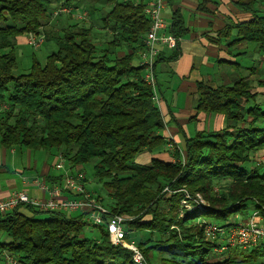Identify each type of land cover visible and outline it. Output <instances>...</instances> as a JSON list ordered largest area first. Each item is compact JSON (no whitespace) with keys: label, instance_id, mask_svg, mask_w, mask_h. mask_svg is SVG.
<instances>
[{"label":"trees","instance_id":"1","mask_svg":"<svg viewBox=\"0 0 264 264\" xmlns=\"http://www.w3.org/2000/svg\"><path fill=\"white\" fill-rule=\"evenodd\" d=\"M89 1V16L98 13L100 29L111 36L107 44H96L93 26L61 23L59 6L72 13L80 0H0V145L62 152L70 168L94 163V177L104 182L113 200L109 213L130 219L125 239L133 231L145 233L137 247L148 264H264V242L218 254L220 245L203 235L204 221L227 228L231 217L264 207V168L245 164L250 152L264 148V106L249 104L258 95L251 93L248 79L239 76L231 86L215 89L197 83L196 109L223 115L224 129L185 139L184 157L175 151L173 163L139 165L137 156L161 151L166 144L159 134L165 124L153 89L143 79L145 68L132 63L136 52L144 50L150 28L145 3ZM236 7L253 18L235 26L239 39L234 42L253 43L262 52L264 0H238ZM40 30L43 44L52 43L55 51L44 64L33 60L27 73H16L15 39ZM168 32L177 43L167 59L162 50L154 65L158 95L156 66L178 57L179 42L188 32L179 11L172 12ZM127 46L131 52L118 55ZM248 71L257 69L252 65ZM223 181L230 182L229 192L216 198L214 184ZM165 188L173 194L166 196ZM182 188L203 195L210 206L205 212L183 209L184 196L176 193ZM41 213L20 206L0 218V232L8 239L0 243V264H7L5 254L15 264H134L131 252L112 245L103 228H98V239L82 237L84 215L35 216Z\"/></svg>","mask_w":264,"mask_h":264},{"label":"crops","instance_id":"2","mask_svg":"<svg viewBox=\"0 0 264 264\" xmlns=\"http://www.w3.org/2000/svg\"><path fill=\"white\" fill-rule=\"evenodd\" d=\"M148 1L150 0H143L144 3ZM201 1L174 0L171 4L165 3L162 9L161 16L168 28L172 12L179 11L188 32L179 42L178 57L156 66L161 99L159 111L165 124L159 134L166 144L161 151L144 152L137 156L135 161L139 165H149L152 160L173 163L176 160L175 151H178L181 158L184 157L185 139L192 138L197 133H216L224 129L223 115L196 109L197 83L211 89L231 86L242 74L252 75L248 69L254 65L257 69L254 74L260 78L255 79L256 87L251 86V93L258 96L249 104L261 103L264 106V98H261L264 97V50L258 53L256 64L242 66L237 60L248 50V42H234L239 39L236 37L235 26L251 21L253 16L236 7L238 0H209L205 4H201ZM258 7L256 9L262 11V6ZM171 54V51L165 50L164 57L167 59ZM142 64L143 62H139L135 66ZM24 150L27 149H6L0 146V200L7 198L12 192L22 190L33 198L47 200L49 192L36 187L34 180H45L50 186L61 176V172L54 167L56 161L53 155L41 151L29 153V150L27 153ZM21 160L25 163H21ZM249 216H243V219ZM240 218L236 217L237 220Z\"/></svg>","mask_w":264,"mask_h":264},{"label":"built area","instance_id":"3","mask_svg":"<svg viewBox=\"0 0 264 264\" xmlns=\"http://www.w3.org/2000/svg\"><path fill=\"white\" fill-rule=\"evenodd\" d=\"M165 3L164 0H150L145 3L144 13L150 21V28L143 40L144 51L141 54L142 66L145 68L144 81L153 89V101L157 104L161 99L156 91V81L154 76V65L162 50L173 51L176 49L177 40L168 32V27L163 20L161 13ZM44 37L35 34L30 37L28 45L39 47L43 44ZM62 161V157L57 156ZM254 166L264 168V157L255 161ZM58 171L63 170L62 162L54 165ZM77 171L76 174L64 172L50 186L45 180H34V184L40 190L49 192V198L38 199L28 195L24 190L12 192L7 198L0 200V218L6 217L20 206H31L43 213H63L66 216L79 213L87 217V221L93 223L94 227L103 228L109 235L112 245L122 247L131 252L134 264H148L138 247L127 241L128 235L126 219L120 215H111L107 209L100 205L98 199L85 190V176ZM167 191V189H165ZM169 192V191H168ZM167 192V193H168ZM170 193V192H169ZM188 194L185 198L188 200ZM187 211L195 207L192 203L185 202ZM259 220L264 221V207L257 209L242 221H238L232 226L222 228L219 225L204 221L203 235L208 242H217L220 246L215 250L220 254L228 248L249 249L254 248L259 243L264 242V227L259 225ZM7 264H15L9 256L4 257Z\"/></svg>","mask_w":264,"mask_h":264},{"label":"rangeland","instance_id":"4","mask_svg":"<svg viewBox=\"0 0 264 264\" xmlns=\"http://www.w3.org/2000/svg\"><path fill=\"white\" fill-rule=\"evenodd\" d=\"M80 1L83 2V3H81L80 8L78 10L72 12V13H70V8L68 6H61V7L59 6V8L62 10V13H59V12H61V10H59V11H57V15L60 19H62L63 22H61V23H64V26L67 25V23H69V22H72V23L76 22L79 26H84V27L93 26L92 34H93V36L96 35L95 36L96 38L94 37L95 38L94 41L96 42V44L97 45L98 44L102 45L101 43L107 44L108 41L111 40V36L106 35V33L103 32L104 30L100 29V23H99V17L100 16L98 15V13H95L92 16H89L88 8L90 7V1L89 0H80ZM61 3H63V1ZM96 6H98V5H96ZM105 9L108 10L107 7H105ZM52 20L53 19H51V21ZM67 20H68V22H66ZM50 23H51L50 25L53 27L54 24L52 22H50ZM56 30H58V27L56 28ZM35 34L36 35L40 34L41 36L44 37L42 30H40L39 33L25 34L22 36H18L15 39L16 44L14 46V51H15L17 64H18V70L16 73H19V72L27 73L32 66L33 60L38 61L40 64H44L47 56L50 53L54 52L56 49L52 43H44L42 46L34 47V48L29 46L27 43H28L30 37L35 35ZM143 51L142 52H138V51L136 52V54L133 58V62H132L133 65H139V62H141V63L143 62V60L141 59V57H142L141 54L143 53ZM128 52L129 53L131 52L128 50V46L124 47L123 50L120 49L118 51V53H120V54H126ZM257 55H258V51H257L256 45L253 43H248V50L245 51V54H243V57L238 58L237 62L240 63L242 66H250L252 64H256L257 63ZM242 76H243V74H242ZM245 76L248 79V82L250 83L249 84L250 89H251V86L256 87L254 85L255 84L254 81H255V79H258L260 77H256V74L248 75L247 73ZM253 76H254V78H253ZM250 78H252V81ZM262 82H264V78H263ZM262 86H264V84ZM261 98L263 99L264 97H261ZM160 103H161V101H160ZM160 103L157 104L158 108H159ZM263 103H264V101H263ZM24 151L27 152V150H24ZM6 153H7V151H6ZM29 153H32V151H30ZM34 154H35V152H34ZM43 155H45V154H43ZM57 156L62 157V161ZM53 157H54V160L56 161L55 165L59 162H62L64 164L63 170L59 171V172H61V175L67 171L68 172L71 171L72 172L71 174H76L78 170L81 171L79 173H81L85 176V181H86L85 182V190L89 194H91L93 197L98 199L100 202V205L103 206L105 209L109 210V209L113 208V200L111 197H109L108 192L104 186V182L98 181L97 178H95L93 175L92 167H93L94 163H90V164L81 166L80 167L81 169L77 170V168L74 169V168H70L68 166V162L65 161L66 159L63 158L64 155L62 152L61 153L57 152L55 155H53ZM248 157L249 158L247 160V163H245V164L247 167H250V169H253L255 161H257L258 159L261 160V158L264 157V148L250 152ZM21 163H25V161L21 160ZM12 170L14 171V169H12ZM230 187H231V185H230L229 181H223L217 185L214 184V188L212 190V195L216 198H220V196L222 194H226V193L228 194ZM165 189H167V191H165ZM165 189L163 190V192H166V193L168 191L170 192V193L168 192L166 196L173 194V192L171 190H168V188H165ZM177 192L182 193L184 196L180 202V205L182 206L183 209L184 208L186 209L185 205H183V203L185 204V202H187V206L189 205V203H192L193 206H195L196 203H198L200 205L198 210H202L201 212H205L207 207L210 206V204H208V202L204 198V196L199 194V193H195L194 195H192L189 193V191L186 188L179 189L178 191H176V193ZM185 194H188V196H189L188 200L185 198ZM260 208H263V206H260ZM252 212H253L252 210H248V212L246 213L245 216H247L248 214L251 215ZM27 214H29V213H27ZM79 215H80L79 213H75V214H71L70 216L75 218V217H78ZM35 216L37 218H44L47 216V214L41 213V214H38ZM239 217H241L242 219L240 218L239 220H237L236 217H231L229 219L230 224L232 225L238 221H242L245 219V217H244V219L242 216H239ZM83 221L86 222L87 225L83 230L82 237L87 238V239H98V237L100 235L98 227H94L93 223L88 222L87 217H84ZM128 222H126V223H128ZM258 223L260 226L264 227V221L263 220H262V222L259 220ZM216 224L222 225L223 223L216 222ZM128 238H129V242L133 243L137 247V243L145 242L143 240L146 239V235H145V233L133 231V233H131ZM7 241H8V239H7L6 235L4 233L0 232V243L7 242ZM6 256L7 255L5 254V257ZM216 256H219V255H216Z\"/></svg>","mask_w":264,"mask_h":264}]
</instances>
